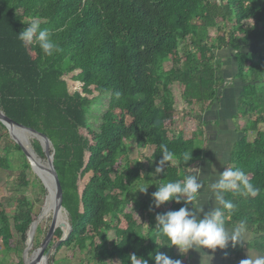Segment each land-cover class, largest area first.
<instances>
[{"label": "trees", "instance_id": "16d2710c", "mask_svg": "<svg viewBox=\"0 0 264 264\" xmlns=\"http://www.w3.org/2000/svg\"><path fill=\"white\" fill-rule=\"evenodd\" d=\"M33 18L59 46L51 57L18 39L28 27L23 21ZM253 44L257 50H245ZM221 50L234 52L241 83L224 163L243 170L259 189L254 198L226 194L236 205L226 224L246 221L255 235L252 248L264 253V86H258L264 80V0H0V109L52 142L72 226L56 251L66 248L65 257L53 264L70 262L77 251L82 257L76 264H131V254L155 264L157 252L186 264L177 246H167L156 220L185 205L169 201L155 208L152 193L160 183L182 181L205 160L208 150L198 140L218 121L204 115L217 105L230 111ZM91 109L99 116L95 128ZM6 134L0 121V140ZM162 144L174 161L151 175ZM129 145L150 153L133 161ZM14 147L16 158L7 148L0 153L8 178L12 164L18 165L13 214L0 211V243L5 252L19 253L35 215L25 194L31 168ZM32 148L44 155L38 140ZM185 152H192L188 162ZM142 183L150 186L147 193L135 192ZM62 234L58 228L50 245ZM241 253V245L223 249L225 258Z\"/></svg>", "mask_w": 264, "mask_h": 264}, {"label": "clouds", "instance_id": "9594fccd", "mask_svg": "<svg viewBox=\"0 0 264 264\" xmlns=\"http://www.w3.org/2000/svg\"><path fill=\"white\" fill-rule=\"evenodd\" d=\"M28 27L18 36V39L25 46L36 44L43 54L47 57L53 56L58 52L59 46L51 38L47 29H42L38 19L33 18L29 22L23 21ZM258 86H264V80L258 82ZM119 93H117V97ZM162 159L159 161L155 172L151 175H158L165 170V166H170L175 154L170 151L167 145H161ZM184 162L192 159V152H185L182 157ZM224 166V171L219 173L217 178L210 185L211 200L214 201V207L200 218L197 213L203 212L202 207H197L200 190L204 187L199 179V169H194V174L187 175L182 181H169L157 185V190L152 193V202L155 208L169 201H175L177 204L184 203L176 211L157 214V229L159 233L169 241L167 246H177L182 254H187L189 250L195 249L204 257H210L204 250L210 249L214 253L218 248L224 249L231 242L233 247L248 244L251 233L248 230L246 221H239L232 227H226V217L230 215L236 205L226 194L234 193L243 197H256L259 189L254 187L246 173L239 169ZM150 186L143 184L137 185L135 192L147 193ZM134 192V193H135ZM193 205L196 211H190L187 207ZM151 255V254H150ZM131 264H148V261L138 258L135 254L129 256ZM210 259V260H211ZM155 264H181L180 260H173L168 255L157 252L154 256ZM209 260V264H210ZM240 264H264V255L251 256L244 259Z\"/></svg>", "mask_w": 264, "mask_h": 264}, {"label": "rangeland", "instance_id": "374dc122", "mask_svg": "<svg viewBox=\"0 0 264 264\" xmlns=\"http://www.w3.org/2000/svg\"><path fill=\"white\" fill-rule=\"evenodd\" d=\"M184 44L185 43L181 44L182 50H183ZM245 50L255 51L257 50V48L253 44L245 48ZM218 55L223 57L222 61H223L224 80H225L224 88L226 90V99H227L226 108L230 107L229 108L230 111L226 114L225 111L224 112L222 111L221 106L217 105V107H215L210 112L204 115V119L206 121H215V120L218 121V124L213 123V122L209 124L207 128V132H206V134H208L207 136L211 137L217 131H220L225 134H223V138L220 139L219 141H216V143H212V142L209 143V139L206 138V135H204L202 139L198 140L199 148H202V149L206 148L207 150L211 151L210 152L212 154L211 162L215 163L214 165H216L217 162L221 161L222 156L224 159L225 152L230 151V148L232 147V143L234 141L233 136L235 135V133H233L232 135V134H229L227 131H231L230 129L233 126V120H232L231 115L234 113L233 109L235 108V102L237 100L238 91L240 90V87H241L240 81L237 78H235L236 63L233 58L234 52L230 50H221V51H218ZM93 111L94 109H91L90 111V118L92 117L93 119V122L90 121V124L95 128L98 125L97 119L99 116L97 117L98 112L96 113V111H94L93 113ZM176 116H177L176 119L178 120V122L176 123L178 125L180 115L176 114ZM8 136L10 137L9 134ZM8 136L6 134L0 140V153H2L7 148L9 152H12V153L15 152L14 154H12V157L16 158L18 156V154L16 155V151H15L16 149L14 147V143L16 142L11 137L9 139ZM253 137L254 135L252 134L249 135L250 140H252ZM28 141H29V144L32 145L33 138H29ZM129 148H130V156L133 161L143 160L142 156L147 155V154L149 155L150 153V151L146 149H142V150L138 149L134 145H129ZM40 158L43 163H46L45 155L41 156ZM219 159L220 161H218ZM135 167H137V165ZM17 169H18V165L12 164V169L10 171H12L13 174L11 178H8L9 176H7L8 175L7 171L5 172L4 170L0 169V211L5 208L8 211L7 212L8 216H12L13 214L12 212L13 206L11 203V198L13 197V195L17 194L16 189L13 188L15 185L13 181V179L15 178L14 173L15 171H17ZM28 177L30 181V186L25 190V194H26L27 199H29L34 204V215H35L34 223H35L37 219L40 217L41 211L43 209L44 200L48 194V190L43 185L42 181L38 178V176L31 169L29 170ZM147 182L148 180H146V183ZM142 184L144 185V183ZM52 218L47 219L45 221L42 220L40 224L37 226L36 231L34 232V236L32 238V242H31L32 245L30 248H28L27 244L25 243L22 251H20L19 253L14 252V251L5 252L6 250L3 249V246L0 243V264H20V260H22V264L27 263V261L31 263L33 260H35L34 261L35 264H40L38 263L36 258H34V254L38 250L41 243L45 240L50 230V227H51ZM68 221H69V218H68ZM38 229L41 231V233L37 236ZM28 232H30V230H28ZM107 235L110 241L112 242L115 241V235L113 232H108ZM36 238H38L37 240L40 242L39 245L37 244ZM27 239L29 240L28 233H27ZM65 251H66V248L62 249L59 252H56L51 258H49L47 264H53L54 258L56 259L64 258ZM81 257H82V254L79 251H77L76 257L70 262L65 263V264H76L80 261ZM85 263L87 264L88 260H86Z\"/></svg>", "mask_w": 264, "mask_h": 264}, {"label": "water", "instance_id": "95a60500", "mask_svg": "<svg viewBox=\"0 0 264 264\" xmlns=\"http://www.w3.org/2000/svg\"><path fill=\"white\" fill-rule=\"evenodd\" d=\"M0 121L7 128L10 137L22 149L25 157L27 158V161L29 162L31 170L38 176V178L42 181L43 185L46 188H48L46 184L48 182L51 184V189L54 195V205H53L54 214L52 218V223L45 240L41 243L38 250L34 254V258H36L38 263L42 261V264H47L49 258H51L56 253L57 248L60 246V244L66 241L70 237L72 231V226L69 221L67 222V225L64 227L56 223V218L58 217L57 215L61 211H65L67 216H68V212L62 205L63 191L57 171L54 166V147L52 142L46 135L32 128L26 127L22 124L15 122L14 120L6 116L1 109H0ZM18 133L23 134V138L27 143V147L23 145L22 140H20L19 137L17 136ZM29 138L36 139L40 142L44 155L46 157V163L43 164L40 156L34 151L32 145L29 144L28 141ZM41 169L46 171L47 178L45 177V174ZM33 225L34 222L31 224L29 228V230L31 231V234L30 232H28L29 240H32L34 236V232L36 231V227L33 231L31 230ZM58 228H60L63 232L62 237L60 238L59 241L53 243L50 246L55 231ZM29 240L27 239L26 244H28ZM34 261L35 260H33L30 264H35Z\"/></svg>", "mask_w": 264, "mask_h": 264}, {"label": "crops", "instance_id": "0c3cea01", "mask_svg": "<svg viewBox=\"0 0 264 264\" xmlns=\"http://www.w3.org/2000/svg\"><path fill=\"white\" fill-rule=\"evenodd\" d=\"M214 123V122H213ZM223 134L220 131L215 132L211 137L207 136L208 134H206V138L210 140L209 143H216V141H219L220 139L223 138ZM204 137V136H203ZM231 150V148H230ZM209 151V150H208ZM211 151H209L207 153V155L205 156V160L202 161L201 163H198L194 166H192L191 168H189L187 170V172L189 174H194V169H199L200 171V175H199V179L202 182V184L204 185V187L200 190V194H199V199L196 202L197 203V207H202L203 208V212H198L197 215L200 218H203V215L205 213H207L208 211H210L213 207H214V201L211 200V191H210V185L211 183H213L215 181V179L217 178V176L219 175V173H222L223 170V165L221 164V162H217L216 165H214L215 163L211 162ZM229 151L225 152L224 155V159L223 156L221 158V161L224 163L225 158L227 156ZM221 157V156H220ZM220 161V159L218 160ZM189 210L190 211H196V209L194 208L193 205H189ZM230 217L227 216L226 217V221H229ZM235 224H231V225H227L226 227H232ZM249 230V229H248ZM249 232L251 233L250 239L248 241V244L245 243L242 246V253L238 258L235 257H228L225 258L223 255V249H217L214 253L212 252V250L210 249H205L204 251L212 257V259L210 257L205 256L204 257V261L203 264H209V260H210V264H240V262L244 259L249 258V254L253 257L255 256H259V255H264L263 252L257 251L255 249L252 248L251 243L252 240L255 238L254 233L249 230ZM228 245H231V242H229ZM175 252L177 255H183L187 258V262L186 264H202V260L203 257L201 255L200 252H197L195 249L189 250V252L187 254H182L178 248L176 247Z\"/></svg>", "mask_w": 264, "mask_h": 264}, {"label": "bare ground", "instance_id": "6f19581e", "mask_svg": "<svg viewBox=\"0 0 264 264\" xmlns=\"http://www.w3.org/2000/svg\"><path fill=\"white\" fill-rule=\"evenodd\" d=\"M17 136L19 137L20 140H22L23 145L25 147H27V143L25 142V140L23 138V134L18 133ZM42 171L45 174V177L47 178L46 171L45 170H42ZM46 185L48 187L47 188L48 194H47V196H46V198L44 200L43 209L41 211L40 217L34 223L32 229H31L32 231L35 229V227L37 228V226L40 224V222L42 220L45 221L47 219H51L53 217V214H54V208H53V205H54V195H53V192H52V189H51V184L48 182ZM57 216L58 217L56 218V223L58 225H60V226H63V227L66 226L67 225V222H68V216L65 213V211H61ZM30 234H31V231H30ZM31 242H32V240H29V242L27 244V247L28 248L31 247V245H32ZM27 263L30 264L29 261H27ZM40 264H42V261L40 262Z\"/></svg>", "mask_w": 264, "mask_h": 264}]
</instances>
